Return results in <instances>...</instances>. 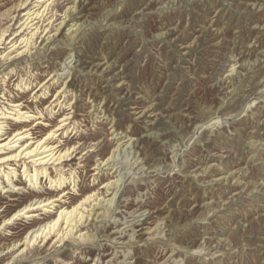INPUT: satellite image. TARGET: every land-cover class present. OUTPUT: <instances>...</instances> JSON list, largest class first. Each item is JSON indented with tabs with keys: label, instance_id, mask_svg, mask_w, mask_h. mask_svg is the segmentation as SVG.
<instances>
[{
	"label": "rangeland",
	"instance_id": "374dc122",
	"mask_svg": "<svg viewBox=\"0 0 264 264\" xmlns=\"http://www.w3.org/2000/svg\"><path fill=\"white\" fill-rule=\"evenodd\" d=\"M11 1L0 0V8ZM158 1L54 0L34 24L40 29L28 52L1 58L12 34L1 45L0 103L2 93L32 109L36 103L49 124L36 126L38 137L71 116L67 133L52 140L76 148L62 162L66 176L76 171V192L68 182L49 187L44 177L33 191L18 163L16 182L26 190L0 189V205L9 204L0 222L35 197L63 188L69 199L16 219L0 231V248L59 206L90 190L99 196L85 204L88 219L73 237L36 243L13 264H264V0L152 7ZM77 5L88 22L66 40L59 32ZM23 13L9 33L20 31ZM20 79L30 82L28 90L15 88ZM41 84L48 92L42 98L35 93ZM55 97L62 103L52 102L48 114ZM139 111L146 115L137 118ZM80 234L90 240L78 241Z\"/></svg>",
	"mask_w": 264,
	"mask_h": 264
},
{
	"label": "bare ground",
	"instance_id": "6f19581e",
	"mask_svg": "<svg viewBox=\"0 0 264 264\" xmlns=\"http://www.w3.org/2000/svg\"><path fill=\"white\" fill-rule=\"evenodd\" d=\"M53 1L54 0H37L36 4H34L30 8H27L28 0H12L11 3L6 7H4L3 9L0 8V20H6V22L0 24V48L1 45L4 44V41L7 39V37L12 34L10 36V40L7 42L11 43V45L9 46L10 50L6 54L2 55L1 58H9V56L13 52H15V57L29 51L30 47L33 44V41L36 38L38 30L40 29L39 25L34 24L39 22L40 18L43 19L45 17L49 6L52 4ZM173 1L174 0H159L158 3H154L152 7H155L158 4L159 7H161L163 4H173ZM79 6L80 5L72 7L66 12L65 17H67V20H65L66 22L64 23V26L59 32L60 34L63 33V37L66 40L73 39L74 36L87 25V18H84L83 15H80L84 10V6L82 8H79ZM21 9L24 10V13L21 17L22 22L19 26L21 27V29L20 31L14 30L12 33H9L11 32V26L15 24L14 21L16 20L19 10ZM36 19L37 21H35ZM25 29H27L28 31L23 33ZM44 29L45 28L43 27L42 30ZM162 36L164 35H159V37ZM51 38L52 36L46 38L47 43H50L52 41H50ZM1 53L3 52L0 51V54ZM97 66L98 65H96L95 67ZM108 67L109 65H107L105 69H107ZM22 79L15 83V88L17 90H28L30 82H23ZM43 86L44 84H41L40 88L35 92H40V97H44L45 94L48 93L45 86L44 89L41 91V88ZM10 94L11 93L9 91L8 96H10ZM5 95V93H2L1 99H3L4 102L0 103V189H2L1 192H15L20 189L26 190L25 185L21 187V183L16 182V172L18 171V163L21 164L22 169L20 172L21 176H19L24 177L23 183H27L28 188L30 187L33 191H36L38 189L39 185L41 184L40 179L44 177V180L47 181L49 187L58 188L59 190L61 187H64V184L66 185L68 182L70 184L72 183V188L74 189L72 191L76 192V177H74V173L76 171H70L68 172L69 174L66 176L64 174V171L69 170L70 168H62V162L70 160L71 158L68 157H70L75 152L76 148L74 145L69 146L66 144L64 145V147H61L62 144H58L60 142L58 139V143L53 142L52 140L56 137L58 138V131H63L64 134L67 133L68 125H66V122L71 117H68L69 113H66V115L64 114L55 125L51 126V128H49L45 132L43 136L38 137L35 131L37 129L36 126L38 124L43 126L49 125L46 124L47 122L45 121V119H41V116L44 117L42 109H39L36 103H34L32 109L30 104L24 103L26 101H15L10 97H5ZM35 97H37V95ZM55 100H57L56 104L59 103V106L62 103L59 102L58 97H55V99L52 100L45 107V109L48 110V114L53 113L52 109L54 106L51 105L52 102H54ZM71 108H73V106H71L70 109ZM135 113L139 114L137 118H141L146 115L144 111H139ZM66 127L67 129H65ZM137 142L136 139L133 140V143H135V145L133 144V147H138ZM48 165H53L55 167V175H51V172H48ZM56 165H58V167ZM116 182L117 180H114V182H111L110 185H114L116 184ZM108 184L109 183H106V186ZM68 194H70V191L62 188V190L56 196H50L45 198L35 197L29 200L28 202H25L20 207H18L10 216L2 219V221L0 222V231H5V228H8L7 226L9 224L13 223L16 219L20 217L25 219H31L37 217L39 214H42L38 213V211H43L44 213L49 212L50 206H54L55 201H61L66 203L67 199H69V197L67 196ZM97 196V192H95L94 190H90L75 203L66 206H59L55 216H49L48 219L39 223L37 227L28 230L21 239L13 241L10 244L4 245L2 249L0 248V253L2 250L6 249L7 251L5 252V254H10L5 264H13L15 261L21 259L22 257H25L27 252L30 250L29 248L34 246L36 243L38 244L41 241H43V243H46L49 240L53 239V244H58L62 241H65L66 238L68 239L71 235L73 237L74 233H72V231L74 227L76 228L78 224L84 223L88 219L89 215L84 216V213H86L87 209L85 204L87 203L90 205L91 202L97 199ZM15 199V197L11 198V200ZM113 199L114 195L105 202L104 207H106L108 203H111ZM98 203L101 204L102 202L99 201ZM7 205L9 204L7 203L0 205V218L3 217L2 213L4 212ZM93 205L95 206L96 203ZM107 210L108 207L106 208V210L103 211L104 213L101 214L105 215V213H107ZM76 239L82 243H85L90 240V237L85 236L84 234H80L77 236ZM89 264L93 263L91 262Z\"/></svg>",
	"mask_w": 264,
	"mask_h": 264
}]
</instances>
